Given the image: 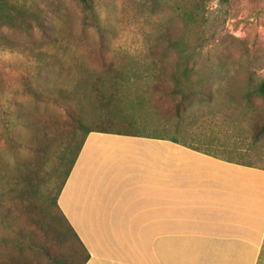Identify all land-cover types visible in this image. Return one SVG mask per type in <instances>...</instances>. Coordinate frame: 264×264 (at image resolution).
Listing matches in <instances>:
<instances>
[{"label": "rangeland", "instance_id": "374dc122", "mask_svg": "<svg viewBox=\"0 0 264 264\" xmlns=\"http://www.w3.org/2000/svg\"><path fill=\"white\" fill-rule=\"evenodd\" d=\"M7 1L32 4L43 25L0 24V264L68 258L52 197L83 136L79 123L175 137L264 167V102L247 94L264 76V0H206L202 29L182 21L171 0H92L90 10L77 0ZM180 39L191 54L201 44L193 59L206 77L202 93L186 83L185 100L170 78L183 75L175 70L183 56L162 51ZM95 86L116 90L117 105L97 106ZM108 111L116 119L96 120Z\"/></svg>", "mask_w": 264, "mask_h": 264}, {"label": "crops", "instance_id": "0c3cea01", "mask_svg": "<svg viewBox=\"0 0 264 264\" xmlns=\"http://www.w3.org/2000/svg\"><path fill=\"white\" fill-rule=\"evenodd\" d=\"M177 141L86 135L57 197L85 264H264V167Z\"/></svg>", "mask_w": 264, "mask_h": 264}, {"label": "trees", "instance_id": "16d2710c", "mask_svg": "<svg viewBox=\"0 0 264 264\" xmlns=\"http://www.w3.org/2000/svg\"><path fill=\"white\" fill-rule=\"evenodd\" d=\"M77 1L80 3L82 8L85 10H90L92 8V0H77ZM171 1H173L174 7L176 11L178 12L182 21H184L187 25H191L193 27L202 29L205 23V18L203 17L201 13L203 12L205 8L206 0H171ZM219 2L223 4L227 2V0H219ZM39 11L41 10H39L38 8L34 10L32 4H28L26 6L25 5L19 6L15 4H10L7 0H0V24L6 25L11 28H16L21 31H27L33 24H35L37 27L43 25L42 19L38 17ZM200 47H201V44H197L194 47H192L194 51L193 52L190 51V52L192 53L195 52V54H191L189 53L190 47L184 43V40L180 39L174 42L168 40L167 44L162 48L163 53H165L167 50H170V49H176L177 52L181 56H183V62L175 67V70L177 72L179 70L182 71L183 75H177L175 74L176 72L170 75V78L174 80V84H173L174 89L172 92L183 93L182 94L183 100H185L187 96V94L184 93V90H183L186 83H187L186 86H189L195 89L197 88L198 92H201V93L203 92L204 86L206 84L205 82L206 77L203 74L204 71H201L203 66L202 67L199 66V62L196 61L197 59L196 57L195 59H193L194 55L197 56V53H199L197 51V48H200ZM157 63L159 64V66L156 65ZM152 65H153L152 68L158 67L157 69H160V71L165 69L163 61L161 59L160 61L153 59ZM207 66H208L207 68H209L210 63H208ZM199 71H201V73ZM158 73H161V72H158ZM194 73H196L195 78L191 79L190 76H192V74ZM155 78H157V76ZM158 78L160 77L158 76ZM250 86L252 87V90L251 92H248L247 94H252L254 92L256 95L260 96L264 102V76L257 83H254V84L250 83ZM93 90L94 92H97L96 104L100 108H107L111 106L113 107V106H116L117 103L119 102L118 101L119 95L116 90H111V92H109L108 95H105L103 93L104 91L102 92V89L99 88L98 86L93 87ZM155 90H159V85H155L153 87V91ZM172 92L170 91V93ZM154 106L156 107V100L154 101ZM66 110L67 109H65V112ZM112 112L113 111H108L105 114V117L98 118L96 120L116 119L117 116L113 115ZM79 125H80V129L83 131V136L80 139L78 145L73 149L72 157L70 158L69 163L64 170L63 177L56 188V192L54 196L52 197V204H53L52 206L55 208V211L58 214L59 218L57 219L54 214L52 215V217L55 223L59 224L61 228L60 230H56L55 232L56 240L58 243H62L64 240L68 239L70 240V243L72 244V249L69 253V256L67 259H65V261L62 262V264H69L72 262H77V264H85V262L89 258L88 252L86 251V249L80 242L77 234L75 233L71 225L68 223V221L65 219V217L63 216V214L61 213L57 205L58 194L75 162V159L79 153V150L81 149V146L83 144V141L86 135L91 131L104 132V133H115V134H123V135H135V136L144 135V134H137V133L135 134L134 132L108 130V129L100 128L98 126L87 127L86 125H83L82 123H79ZM258 131L259 132L264 131V121L260 129H258ZM149 136H152V135H149ZM154 138H165L173 142L179 143V141H177L175 137L154 136ZM180 144L187 146L189 148L198 150L197 147L191 146L188 143L181 142ZM204 152L206 154H211L206 151ZM211 155L219 156L215 154H211ZM218 158L224 159L227 161H233L223 156H219ZM236 162H239V161H236ZM239 163L248 164L246 162H239Z\"/></svg>", "mask_w": 264, "mask_h": 264}]
</instances>
